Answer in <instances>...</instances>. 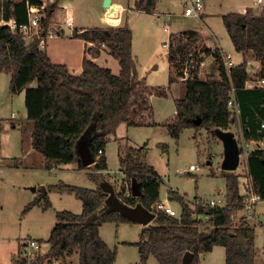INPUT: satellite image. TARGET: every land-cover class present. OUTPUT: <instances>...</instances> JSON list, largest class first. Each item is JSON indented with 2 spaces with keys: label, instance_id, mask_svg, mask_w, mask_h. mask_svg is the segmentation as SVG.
Returning a JSON list of instances; mask_svg holds the SVG:
<instances>
[{
  "label": "trees",
  "instance_id": "trees-1",
  "mask_svg": "<svg viewBox=\"0 0 264 264\" xmlns=\"http://www.w3.org/2000/svg\"><path fill=\"white\" fill-rule=\"evenodd\" d=\"M30 3L40 5L41 1L31 0ZM156 4V0H139L136 9L153 12ZM55 12L56 5L50 4L40 22V35L31 43L24 40L18 29L13 31L9 26H0V73L11 74V94L26 92L28 120L33 123L32 145L43 154L47 169L76 163L80 169L93 168L96 172H103L108 169V163L105 155L100 156L99 152L104 154L110 136L124 122L129 126L155 124L151 98L167 96L170 86L154 88L138 78L133 32L127 25L74 33L75 37L93 45L88 50L91 59L84 58L81 75H73L66 66L52 63L41 44L48 36ZM4 17L15 20L17 26L27 24L26 1L6 3ZM223 22L235 50L243 55V62L230 72L223 64L221 50L204 45L199 31L170 35V85L178 80L183 83L181 96L176 100V113L165 123L175 139H179L185 129L203 128L209 133L229 131L236 121L245 138L264 139V88H247L246 85L250 54L261 63L259 77L264 78V13L255 15L251 9L244 14L229 13L223 16ZM103 45L119 62L121 70L118 75L93 61L100 56L102 48L99 46ZM203 53L215 59L218 76L210 74L201 78ZM33 83L37 84L34 88L31 87ZM232 95L239 115L229 110ZM198 120H201L200 124ZM82 141L87 142L94 155L95 164L91 167L82 164L78 152ZM119 156L129 189L136 180L142 195L125 196L126 188L123 187L117 193L118 198L133 207L141 203L156 214L153 224L142 231L136 244L139 264H147L151 257L156 258L158 264H183L186 253L194 255L191 264H201L200 255L212 252L216 246L225 247V264H259L256 230L246 222L235 225V212L242 200L239 176L235 172L222 171L226 180V198L233 208H197L199 213L210 218L204 224L193 218L195 211L190 208L186 197L170 191L169 197L182 207L179 221L165 212L153 210L160 201L161 180L154 168L142 161L141 151L121 146ZM247 166L254 190L264 199V147L248 154ZM91 175L93 180L99 181V174ZM48 191L75 195L82 201L83 211L81 214L57 212V223L47 241L49 249L42 263L47 259L64 261L76 254L80 264H115L117 248L112 249L101 238L100 229L107 223L133 222L117 212L106 211L108 193L100 186L87 189L65 183L50 186ZM43 203L50 207L48 196L44 197ZM36 204L38 202L27 209ZM200 225L209 228L201 229Z\"/></svg>",
  "mask_w": 264,
  "mask_h": 264
},
{
  "label": "rangeland",
  "instance_id": "rangeland-1",
  "mask_svg": "<svg viewBox=\"0 0 264 264\" xmlns=\"http://www.w3.org/2000/svg\"><path fill=\"white\" fill-rule=\"evenodd\" d=\"M9 1L20 2L23 0H0V6H5ZM53 1L48 0V5L53 4ZM190 1L193 0H158L157 8L162 10L157 14L134 13L129 15L131 19L128 27L133 32V53L136 57L138 78L145 80V83L150 87L171 86V88L167 96L151 98L155 124L152 126H129L127 122H124L118 126L106 145L110 172L108 174L110 175H98L100 182L106 180L111 182L118 193L123 190V187L127 191L130 184L124 179L121 180L123 174L119 172V142H122L120 144L122 147L124 144L138 150L146 146L143 150L142 161L153 167L162 180L160 201L168 200L173 209L178 212L181 210L180 205L173 202V199H168L170 190L186 196L190 203L196 199L217 200L221 194L226 193V180L222 176L224 149L215 134L209 133L203 128L200 130L185 129L179 139H175L169 134L165 123L174 116L176 100L181 96L183 83L178 80L176 81L178 83L170 85L169 50L164 44L169 42L172 33L202 28L207 32L205 36L208 42L217 43L219 41L224 52L232 53L234 61L240 63L241 56L234 48L224 25L223 16L231 12H239L246 6L258 4V0H204V11L207 12V15L203 20L196 17H185L184 12ZM62 2L63 0H59L58 4ZM205 5H207V9ZM256 6L259 8V12L261 11L260 14H263L264 0ZM72 8L75 11V19L79 20L81 24L85 26L93 24L94 27H100L99 14L105 11L104 0H73ZM43 17H45V13L42 14L41 19ZM204 21H206L205 24ZM32 41L34 38H30L28 43ZM203 44L207 45L204 36ZM43 45L44 42L41 44L42 49ZM90 46L93 47V45ZM99 47L104 48V45ZM210 61L208 63V59H205L206 67L200 74L202 79L210 74L218 76L217 64L212 70ZM248 61L260 64L251 54ZM155 66H158V69H153ZM258 71L256 76H258ZM7 75L9 74L5 72L0 73V120H2L3 126V131L0 133V264H15L20 242L25 238L40 240L46 255L47 241L56 222V212L68 211L81 214L83 211L82 201L75 195L57 191L47 193L51 204L49 209H27L35 200L36 202L40 201L44 194L42 189L59 183L93 189L99 181L92 179L89 169H80L76 163L63 164L52 172H49L50 170L46 167H40V164L35 160H28L22 168H15V159L22 157L21 140L24 142L27 140L25 132L29 134L30 126L24 124V128L19 126L21 129L11 127L14 121L12 113L16 115L15 122H20L19 120L25 115V105L12 104L10 96L6 92V87H8V93L10 92L11 80ZM235 124L238 126L237 122L232 124L231 130ZM236 132L240 131L236 129ZM27 143H29V137ZM192 165L196 170L187 174H179V171L189 170ZM218 187L221 188V192L217 191ZM234 221L236 226H240L244 222L241 212H238ZM260 222L262 225L259 224ZM248 223L256 230V247L259 252L257 261L259 264H264V203H259L256 208V217ZM144 227L145 225L138 223L118 225L107 223L101 227V238L112 249L117 248L115 264L140 263L139 249L136 244L141 239ZM207 228L209 227L201 225V229ZM71 259L73 262L71 264H78L76 255H73ZM48 260H45V263ZM53 260L55 259L50 260L49 264ZM200 262L201 264H225V247L216 246L212 252L200 255ZM53 263L60 264L61 261ZM147 264H158V262L156 258L151 257Z\"/></svg>",
  "mask_w": 264,
  "mask_h": 264
},
{
  "label": "crops",
  "instance_id": "crops-1",
  "mask_svg": "<svg viewBox=\"0 0 264 264\" xmlns=\"http://www.w3.org/2000/svg\"><path fill=\"white\" fill-rule=\"evenodd\" d=\"M58 1L59 0H54L53 1L54 2L53 4L56 5V12L54 14V17H53V20H52V23H51V26H50V29H49L48 36H47L46 40L44 41L43 49H45L47 51V54H48L49 58L51 59L52 63L57 64V65L66 66L68 68L69 72L71 74H73V75H81L83 73V61H84V58L91 59V55H90V53L88 51L89 48L91 47L90 46L91 44L88 43L86 40H84L82 38L75 37L74 36L75 32L78 33V34H81L82 32H84L86 30H90V29H94V28H105L107 26H113V27H123L125 25L129 26L128 23H129V21L131 19V16L129 17L130 14L132 15L134 13H136V14L145 13V14H149L150 15V14H157V12H160L162 10L160 8H157V4H156V9L153 12L138 11L136 9V4L138 3L139 0H128V1L127 0H112V5L115 6V7H118V9H119L118 12H117L118 21L114 25L109 23L108 22V18H109L108 14L110 13V10L105 9V11H103L102 14H99L100 15V20L99 21L101 23L100 27H94V26H92L93 24H91L90 26H88V25L85 26L84 24H81L79 20L75 19V11H73V8H72L73 7V0H63V2L59 3V4H58ZM156 3H158V0H156ZM257 3H258V1H257ZM258 4H260V3H258ZM258 4H255L254 6L253 5L252 6H246V7L242 8L239 12H231V13L244 14V13L247 12L248 9H251V10H253L255 15H259L261 11L259 12V8H257V6H256ZM187 6H188V4H187ZM205 8L207 9V5H205ZM206 13L204 11L203 15L201 16V19L204 20L205 15H207ZM225 15H227V14H225ZM185 17H188V16H185ZM64 22H65V24H63ZM69 23H71V24H69ZM205 23H206V21H204V24ZM67 28H69V29H67ZM195 30H197V29H195ZM198 30H199V32L201 34H203L204 39L206 41V44H207V46L209 48L219 49V50L224 52V49H223V47H222V45H221V43L219 41H217V43L208 42V39L205 36V33H207V32L203 31L202 28H198ZM177 32H180V31H177ZM181 32H183V31H181ZM238 54L241 56V60H240V63H241V62H243V55L240 54V53H238ZM133 55H134V53H133ZM134 57H135V55H134ZM210 58H212V59H210ZM135 59H136V57H135ZM207 59H208V63H209V60H211L210 61L211 69L214 70V66L216 64L215 59L213 57H211V56H209V58H207ZM93 61L95 63H97L101 67L109 68L112 71V73L115 74V75H118L120 73L121 67H120L119 62L112 55H110L109 50L107 48H105V46H104V48H102L100 56L98 58H96V59H93ZM252 64H253L252 67H250V69L248 70L249 79H248L247 84H246L247 88L258 87L257 80H258V78H260L259 77V73L261 72V69H262L261 63L259 64L257 62H253ZM153 69H158V66H155ZM258 69H259V71H258ZM257 71H258V73H257L258 76L255 75ZM5 73L9 74L7 76L10 79L11 78V74L7 73V72H5ZM175 83H178V82H174V84ZM36 85H37L36 83H33L31 85V87L34 88V87H36ZM170 88H171V86H170ZM258 88H261V87H258ZM6 92L10 96L9 98H10L12 104L19 103L20 105H23V106L25 105V109H24L25 110V115H23L22 119L19 120L20 122H18V123H20V124L15 122L16 121L15 120L16 119V115H15V113H12V119L14 121L11 124V127L13 129H18V128L21 129L19 126H22V128H24L23 127L24 124L30 126L29 134H27V132H25V135H27L29 137V143H27V140H28L27 136H26L27 140H25V142H24V140H21V136H20L21 145H22V149H21L22 150V154H21L22 157L15 159V162H14L15 168H22L25 165V163H27L28 160H35L36 162H38L40 164V167H46L45 158H44L43 154L38 152V151H36L33 148V145H32L33 123L28 120V111H27V108H26V92L22 91V92H20L18 94H11L10 92L8 93V87H6ZM179 98L180 97H178V99ZM175 113H176V111H175ZM236 122L238 123V121H236ZM234 126L235 127L232 130L230 128L229 131H231V132H233L234 134L237 135L238 134L236 132V129H237V130L240 131L239 133L243 134L242 127L240 126L239 123H238V126H237V124H235ZM2 131H3V126H2ZM22 133L23 132L21 131V134ZM252 140H255V141L259 142L258 145L260 147L258 149H262L264 147V139H252ZM121 143L122 142H119V147H121V145H120ZM123 146L127 147V148H132L133 150H138V149H135V148H133L131 146H127V145H124V144H123ZM145 147L146 146H144V148L139 150V151H141V154H143V150L145 149ZM223 149H224V147H223ZM119 153H120V151H119ZM103 155H105V157L107 159L106 148H105V151H104ZM247 157H248V155H246V157H245V164L247 163ZM107 163H108V161H107ZM119 163H120V156H119ZM62 165L63 164L55 165L54 168L48 169V170H50L49 172H52L53 170L56 171ZM243 165H244V163H243ZM86 169H89V171H91V173H97V174L103 175V176H105V174L110 173L109 169H107V170H105V171H103L101 173L96 172L93 168H86ZM236 171L238 172V171H240V169H237ZM236 171H235V173L237 174ZM119 172H122V174H123V178L121 180L124 179V180H126V182H128V180L126 178V175L121 170V163H120ZM108 175H110V174H108ZM160 180H161V178H160ZM241 181L242 180L239 179L240 183H241ZM99 183L101 184L102 182H98L96 184V187L93 188V189H97L100 186ZM42 185H44V184H42ZM44 190H46V192ZM115 190H116V188H115ZM170 191L172 192V190H170ZM217 191L221 192V188L218 187ZM42 192L44 194L41 197L40 201H38V204L33 206L31 210H33L34 208H42L43 210H47V209H49L51 207V204H50V207H45V205L43 203L44 197L48 196L47 193L50 192V191H48V188H44V189H42ZM178 194H179V192H178ZM181 196H184V195H181ZM184 197H186V196H184ZM160 200H161V198H160ZM172 201L173 202H177L179 204V202L176 201V200H172ZM186 201H187V203L189 205H192V203H190L187 198H186ZM34 202H36V200ZM34 202H32L30 205H32ZM180 209L182 210L181 205H180ZM58 212H61V211H58ZM56 214H57V212H56ZM237 221H238V219L236 218V222ZM236 222H235V224H236ZM244 222L248 223V221H246L245 219H244ZM56 223H57V219H56L55 224ZM259 224L262 225L261 222ZM116 225H118V224H116ZM54 226H53V228H54ZM146 227L147 226H145L143 228V230ZM52 230H51V232H52ZM256 237H257V235H256ZM48 249H49V245H48ZM74 255H76V254H74ZM71 257H68L64 261L55 259L50 264H54L53 263L54 261H61L60 264H63V263L65 264V262H68V264H71V263H73ZM76 257L78 258V261H77L78 264H80L78 255H76ZM50 260H52V259H49L46 263L44 262V264H49ZM15 264H16V260H15Z\"/></svg>",
  "mask_w": 264,
  "mask_h": 264
},
{
  "label": "built area",
  "instance_id": "built-area-1",
  "mask_svg": "<svg viewBox=\"0 0 264 264\" xmlns=\"http://www.w3.org/2000/svg\"><path fill=\"white\" fill-rule=\"evenodd\" d=\"M27 3L28 8V16L29 22L27 24H22L17 26L15 20L10 19L7 20L4 17V6H0V26H9L13 31L19 30L21 35L23 36L24 40L28 43L30 38H35L39 36V28L42 14L45 13L48 5V0H40V5H31V0H24ZM262 0H258V3H261ZM204 13V1L203 0H193L190 1L189 5L186 7L184 15L190 17L201 18ZM71 24V23H69ZM43 43V42H42ZM164 46L169 50L170 49V42L165 43ZM207 46V45H206ZM208 47V46H207ZM209 48V47H208ZM213 49V48H211ZM201 57L205 59L206 54L203 53ZM221 58L223 60V64L228 72L232 69L238 67L241 63H237L234 61V56L232 53H225L221 51ZM252 62H247V71L252 67ZM206 67L205 60L200 64V74L201 71ZM258 87L264 88V78H258L257 80ZM229 110L231 113L239 115L240 111L237 107L236 101L234 99V95H232L229 103H228ZM264 128V124L262 125ZM239 147L241 150V159L239 168L240 171H236L239 179H241L240 183V195L242 197L241 203L239 204V209L235 212V217L238 215V212L242 213L243 218L246 221H250L256 217V208L259 203H264V199L256 193L253 187V183L250 179L249 170L247 163L245 164V157L251 151L257 150L260 146L258 145V141L245 138L243 134L238 133L235 134ZM99 155H103V151L99 152ZM244 163V165H243ZM196 170L195 166H190L189 170L186 171H179V174H187L190 171ZM132 194L131 190L128 189L125 193V196H130ZM169 200L170 197L168 198ZM191 209L195 212L193 214V218L197 221H201L203 224L206 223L210 218L205 214H201L197 211V208H233L229 206L226 193L221 194V197L217 200H202L197 199L192 203V206L189 205ZM153 210L156 212H165L169 216L178 219L181 221L182 218V210L176 211L173 207L169 204V201H159L153 206ZM201 226V225H200ZM44 247L42 243L34 238H25L23 241L20 242L19 251L16 258V264H44L42 263V258L45 256Z\"/></svg>",
  "mask_w": 264,
  "mask_h": 264
},
{
  "label": "water",
  "instance_id": "water-1",
  "mask_svg": "<svg viewBox=\"0 0 264 264\" xmlns=\"http://www.w3.org/2000/svg\"><path fill=\"white\" fill-rule=\"evenodd\" d=\"M104 7L110 10L109 17H114L119 10L118 7L112 5V0H104ZM197 123L200 124L201 120H198ZM212 133L222 142L224 147L222 170L235 172L240 165L241 159V150L235 134L231 131L223 130H216ZM78 152L80 153L84 167H90L95 164L94 155L86 141H82L79 144ZM100 188L109 195L105 203L107 212H117L129 221L145 226H149L154 222L156 218L154 212L148 210L141 203L133 207L122 202L117 196L115 187L109 181H103L100 184ZM44 191L46 192V190ZM131 192L134 197H140L142 195L140 184L136 180L132 182ZM193 259L194 255L192 253H186L183 257V264H191Z\"/></svg>",
  "mask_w": 264,
  "mask_h": 264
},
{
  "label": "bare ground",
  "instance_id": "bare-ground-1",
  "mask_svg": "<svg viewBox=\"0 0 264 264\" xmlns=\"http://www.w3.org/2000/svg\"><path fill=\"white\" fill-rule=\"evenodd\" d=\"M118 21V16L117 13L114 17H109L108 18V22L111 23L112 25L116 24V22Z\"/></svg>",
  "mask_w": 264,
  "mask_h": 264
}]
</instances>
